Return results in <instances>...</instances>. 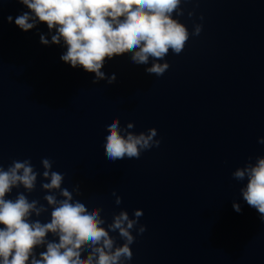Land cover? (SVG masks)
Here are the masks:
<instances>
[{
    "label": "clouds",
    "instance_id": "1",
    "mask_svg": "<svg viewBox=\"0 0 264 264\" xmlns=\"http://www.w3.org/2000/svg\"><path fill=\"white\" fill-rule=\"evenodd\" d=\"M30 11L15 18V24L24 32L45 23L51 40L40 35L43 45H63L66 51L60 59L72 68L80 67L94 73L93 83L106 80L116 81L101 70L106 60L115 56L130 54V60L145 67L148 75L162 76L169 68L167 62L160 63L171 51L179 55L189 40L188 28L173 17L184 15L182 0H17ZM187 2V0H184ZM189 12L188 16H193ZM8 22L13 18L9 16ZM202 20L203 17L201 16ZM201 24H195L192 35L198 36ZM54 33V34H53ZM134 124L122 128L120 120L113 119L107 126L104 150L112 162L139 159L141 152L159 147L155 139L157 130L134 133ZM264 144V138L258 141ZM251 160V158H250ZM42 174L34 169L30 159L13 160L5 169L0 164V264H125L133 257L130 247L135 242L132 232L138 235L146 231L144 225L137 227L142 210L136 209L133 218L121 210L105 227L100 208L85 206L74 199L80 195L77 185L72 191L62 188L65 176L52 170L53 162L41 160ZM38 176H42L41 188L47 194L43 199L47 207L38 200H29L24 192H18L15 199L8 198L13 189L21 186L27 193L35 190ZM237 181L247 183L240 188L243 200L257 210L264 221V156H258L255 163L248 162L232 173ZM59 193V197L56 195ZM116 196L115 192L113 193ZM122 202L116 196L115 203ZM50 212V220L41 222L43 213ZM236 212L240 204L233 202ZM51 233L56 239H48ZM111 233H118L122 244H117ZM45 247L39 253L36 249Z\"/></svg>",
    "mask_w": 264,
    "mask_h": 264
}]
</instances>
